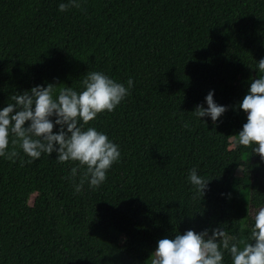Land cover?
<instances>
[{
	"label": "trees",
	"instance_id": "16d2710c",
	"mask_svg": "<svg viewBox=\"0 0 264 264\" xmlns=\"http://www.w3.org/2000/svg\"><path fill=\"white\" fill-rule=\"evenodd\" d=\"M61 2L0 0V107L35 84L79 90L89 71L130 77L129 95L84 125L121 155L99 187L84 178L78 192L77 161L28 163L18 145L14 162L0 157V264H151L156 240L187 228L246 240L251 209L264 207V161L236 141L239 102L264 74V0ZM209 89L228 106L217 124L194 117ZM193 167L210 179L203 197Z\"/></svg>",
	"mask_w": 264,
	"mask_h": 264
},
{
	"label": "clouds",
	"instance_id": "9594fccd",
	"mask_svg": "<svg viewBox=\"0 0 264 264\" xmlns=\"http://www.w3.org/2000/svg\"><path fill=\"white\" fill-rule=\"evenodd\" d=\"M69 6L79 7V0L61 2L58 10L65 11ZM257 68L264 73V58L258 61ZM54 85L35 84L12 95L13 103L0 107V157L14 162L17 145L30 158L28 163L39 159L42 153H55L54 159L59 163L77 161L85 166L84 177L73 184L75 191L82 189L84 178L90 188L99 187L107 171L120 159V148L106 133L84 125L103 111L112 112L129 95L133 80L129 77L125 84L102 71H89L80 81L79 90L71 86L57 90ZM214 92L209 89L203 104L196 105L195 118L207 117L217 124L228 110L227 105L214 100ZM239 108L246 119L236 142L243 146L254 144L252 152L264 161V74L251 79ZM69 172L75 177L77 167ZM187 180L195 188L194 198L203 197L210 179L199 175L193 167ZM241 243L243 247L238 246ZM225 250L231 264H264V207L255 211L246 240L229 237L222 226L199 231L187 228L182 234L176 231L172 236L157 239L151 264H224Z\"/></svg>",
	"mask_w": 264,
	"mask_h": 264
},
{
	"label": "rangeland",
	"instance_id": "374dc122",
	"mask_svg": "<svg viewBox=\"0 0 264 264\" xmlns=\"http://www.w3.org/2000/svg\"><path fill=\"white\" fill-rule=\"evenodd\" d=\"M262 48H264V46H262ZM234 144H235L234 141H229L228 143H226L227 146H231V145H234ZM255 211L256 210L251 209V214L254 215Z\"/></svg>",
	"mask_w": 264,
	"mask_h": 264
}]
</instances>
